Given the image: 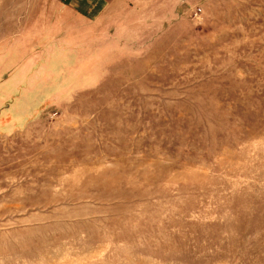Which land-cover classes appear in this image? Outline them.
Returning <instances> with one entry per match:
<instances>
[{"label": "rangeland", "instance_id": "1", "mask_svg": "<svg viewBox=\"0 0 264 264\" xmlns=\"http://www.w3.org/2000/svg\"><path fill=\"white\" fill-rule=\"evenodd\" d=\"M0 264H264V0H0Z\"/></svg>", "mask_w": 264, "mask_h": 264}]
</instances>
